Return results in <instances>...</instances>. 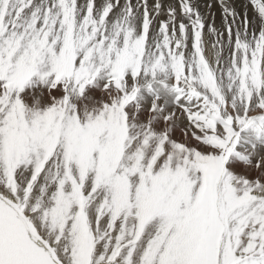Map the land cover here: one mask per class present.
Instances as JSON below:
<instances>
[{"label":"snow or ice","instance_id":"snow-or-ice-1","mask_svg":"<svg viewBox=\"0 0 264 264\" xmlns=\"http://www.w3.org/2000/svg\"><path fill=\"white\" fill-rule=\"evenodd\" d=\"M203 9L0 0V264H264V0Z\"/></svg>","mask_w":264,"mask_h":264},{"label":"bare ground","instance_id":"bare-ground-1","mask_svg":"<svg viewBox=\"0 0 264 264\" xmlns=\"http://www.w3.org/2000/svg\"><path fill=\"white\" fill-rule=\"evenodd\" d=\"M80 2H83V0H80ZM101 2H102V0H96L97 4H99ZM133 2H135V0H133ZM198 2L201 4L202 10H205V9H203V5L207 4L209 2V0H198ZM121 3H123V0H121ZM213 11H215L217 14V23L219 24V10H218V8H214ZM174 135L176 137H179L180 136L179 131L175 132Z\"/></svg>","mask_w":264,"mask_h":264}]
</instances>
